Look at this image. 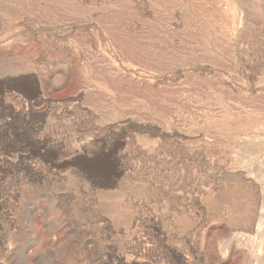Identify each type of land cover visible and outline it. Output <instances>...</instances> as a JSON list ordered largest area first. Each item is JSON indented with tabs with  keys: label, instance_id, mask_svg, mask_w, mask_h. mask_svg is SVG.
Here are the masks:
<instances>
[{
	"label": "rangeland",
	"instance_id": "374dc122",
	"mask_svg": "<svg viewBox=\"0 0 264 264\" xmlns=\"http://www.w3.org/2000/svg\"><path fill=\"white\" fill-rule=\"evenodd\" d=\"M0 264H264V0H0Z\"/></svg>",
	"mask_w": 264,
	"mask_h": 264
},
{
	"label": "bare ground",
	"instance_id": "6f19581e",
	"mask_svg": "<svg viewBox=\"0 0 264 264\" xmlns=\"http://www.w3.org/2000/svg\"><path fill=\"white\" fill-rule=\"evenodd\" d=\"M261 246H262V245H261ZM261 249H262V247L259 248V250H261Z\"/></svg>",
	"mask_w": 264,
	"mask_h": 264
}]
</instances>
